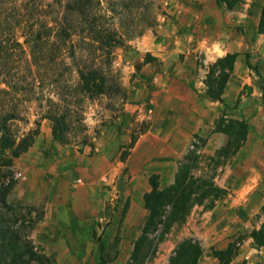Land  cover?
<instances>
[{
	"label": "rangeland",
	"instance_id": "obj_1",
	"mask_svg": "<svg viewBox=\"0 0 264 264\" xmlns=\"http://www.w3.org/2000/svg\"><path fill=\"white\" fill-rule=\"evenodd\" d=\"M101 1L105 7L107 0ZM157 1L161 9L157 11L155 25L147 28L141 37L114 50L112 75L122 90L94 99L84 94L77 96L75 105L82 114L78 121L83 122L76 123L67 144H60L54 140L53 124L47 118L51 102L60 100L57 64L61 56L51 44L55 38L51 37L49 44L40 43L39 51H43L38 52L42 59L40 66L34 65L31 46L26 43L32 28L43 37L47 35L43 26H53L52 21L57 19V0L5 3L0 0V34L6 40L0 61V119L6 113H18L17 118L6 126L9 137L16 141L12 150L1 148L0 133V190L5 187L3 196L15 205L20 203L13 202L15 186L19 182L17 173L29 168L56 166L57 149H61V154L68 159V166L76 165L75 158H71L74 155L90 158L104 154L110 157L111 163L116 160L127 162L130 150L152 124L149 98L136 100L134 93L143 87L159 88L154 77L171 72L177 66L176 63L160 62L151 53L138 48L139 40L145 36L154 34V40L165 39L156 33L165 16L172 17L174 11L192 8L173 35L175 40L192 45L204 42L194 53L196 64L191 80L199 94L203 128L191 137L182 156L164 169L163 174L151 173L148 177L150 184L151 176L158 175L163 190L174 184L182 162L190 166L194 162L190 174L193 194L186 219L175 221L168 228L165 225L148 228L149 212L145 200L141 196H131L120 202L121 199L115 196V193L119 194V188L100 180L111 194L101 218H87L81 227L82 248L74 252L69 242L57 239L56 259L53 241L34 240L35 249L42 252L50 264L55 261L56 264H173L176 251L184 241L196 243L201 248L198 264H219L213 252L225 250L231 242L237 243L239 255L230 264H264V246L258 245L253 237L254 232L264 228V32L259 31L264 0H240L238 8L224 13L217 5L215 10L205 6L213 0ZM229 54L238 57L233 70L226 69L230 76L220 101L214 99L219 94V60ZM186 55L181 54L182 62ZM72 76L73 82L78 80L76 74ZM136 78L140 82L136 83ZM15 85L22 90L15 91L12 88ZM2 90L9 94L5 95ZM115 134L118 139L108 141ZM27 137L34 138L33 144L15 157L13 151ZM207 147L208 152L204 153ZM112 171L110 167L108 176H112ZM118 171L117 175L122 179L130 175L126 166H120ZM242 173L253 178L254 187L249 206L242 210L244 217L240 218L238 210L231 209L230 205L233 190L242 181L243 177H238ZM75 180L89 190L95 185L90 179L85 178L83 183L77 177ZM133 202L138 207L134 217L130 216ZM21 205L23 209L18 212L27 220L31 219L35 210ZM141 205L146 216L142 214ZM169 212L170 206L165 214ZM32 230H28L29 238L36 231L42 236L48 235L41 227ZM137 245L139 249L133 262ZM67 248L73 251V256Z\"/></svg>",
	"mask_w": 264,
	"mask_h": 264
},
{
	"label": "trees",
	"instance_id": "obj_2",
	"mask_svg": "<svg viewBox=\"0 0 264 264\" xmlns=\"http://www.w3.org/2000/svg\"><path fill=\"white\" fill-rule=\"evenodd\" d=\"M1 1L5 3L16 0ZM239 2L240 0H217V5L223 12H227L238 8ZM57 7V19L51 23L53 26L49 24L43 26L47 35L43 37L32 28L26 43L31 46L34 65L40 66L42 59L38 57V52H43L39 51L40 43L49 44L50 38H55L51 44L57 48L61 56L57 64L59 72L57 92L60 100L57 103L51 102L47 118L53 124L54 140L60 144H67L68 136L76 123L83 122L81 119L78 121L82 114L75 105L77 96L84 94L94 99L122 90L113 80L114 50L127 41L141 37L147 28L153 27L157 11L161 7L157 0H107L105 7L101 0H57ZM1 24L0 9V29ZM259 31L264 32V8ZM5 44L6 40L0 34V61ZM237 57V54H229L219 60V94L215 95L214 99L222 101L221 94ZM227 68L230 72H226ZM73 74L78 77L74 82ZM12 88L17 92L22 90L16 85ZM1 92L9 94L7 90ZM17 116V112L6 113L0 119L1 148L4 150H12L15 147L16 141L9 137L6 126ZM33 142L32 137L25 138L18 149L13 151L14 156L22 155ZM193 166L194 162L191 166L182 162L174 184L163 190L160 189V177L151 176L152 191L144 197L145 208L149 212L148 228L159 225L168 228L171 223L186 219L193 194L190 176ZM4 188L2 186L0 190V264H50L49 259L39 253L28 240V230L34 226L32 218L27 220L25 215L18 212L19 209H23L21 203L17 205L8 203L2 193ZM169 206L170 212L166 215ZM253 237L258 245L264 246V228L254 232ZM136 249L132 256L133 262L136 260L139 245ZM201 255L202 250L196 243L184 241L176 251L173 264H198ZM238 255L239 247L236 242H231L225 250L213 252V256L219 259V264H230Z\"/></svg>",
	"mask_w": 264,
	"mask_h": 264
},
{
	"label": "crops",
	"instance_id": "obj_3",
	"mask_svg": "<svg viewBox=\"0 0 264 264\" xmlns=\"http://www.w3.org/2000/svg\"><path fill=\"white\" fill-rule=\"evenodd\" d=\"M210 2L205 6L215 10L217 0ZM221 11L224 13L222 9ZM190 12L192 8H187L185 11L182 9L178 13L174 11L171 13L172 17L165 16L162 25L156 28V33L164 36L165 39L154 40L153 34L143 37L138 42V48L143 52L151 53L160 62L176 63L177 66L171 72L154 77V82L160 86L159 88L152 90L143 87L134 93L136 100L149 98L152 105L149 118L152 124L130 150L126 163L119 160L111 163L110 157L103 156L104 154H95L90 158L74 155L71 158H75L76 165L68 166V159L61 154V149H57L56 166L29 168L23 172L27 179L19 181L15 186L13 202L31 206L35 210L32 217L33 230L41 227L48 234L42 236L41 232L36 231L33 236L28 237L35 247L34 240L38 242L44 238L53 241V254L57 259V239H59L69 242L71 249L77 252L82 248L79 232L81 227L87 218H101L111 194L109 188H104L100 180H104L105 184L116 185L115 189L119 188V194L115 193V196L121 199L120 202L128 200L131 196L132 198L141 196L144 199V196L152 191L149 175L163 174L164 169L173 165L174 160L182 156L191 142V137L203 128L199 115V94L191 80L196 64L194 53L204 42L198 41V45H192L186 41L175 40L176 36L173 35L179 29V23L185 21L184 16ZM182 53L187 54L184 62L180 59ZM135 82L138 83L140 80L136 78ZM117 137V134L110 136L108 141L115 142ZM104 150L105 148L103 152ZM203 152H208V147ZM120 166L129 168L128 178L122 179L117 175ZM110 167L113 169L112 176H108ZM240 176L243 178L233 190L230 208L237 209L238 217L241 218L244 217L242 210L249 206L254 186L251 176H245L243 173L238 177ZM75 177L79 178L80 183L86 178L95 185L89 190L82 184H77ZM136 207L133 202L130 216H135ZM141 209L143 216H146V210L142 205ZM248 215L250 216V213ZM67 249L73 256V251Z\"/></svg>",
	"mask_w": 264,
	"mask_h": 264
},
{
	"label": "built area",
	"instance_id": "obj_4",
	"mask_svg": "<svg viewBox=\"0 0 264 264\" xmlns=\"http://www.w3.org/2000/svg\"><path fill=\"white\" fill-rule=\"evenodd\" d=\"M16 179H17L18 181H23V180H26L27 177L24 175L23 172H19V173H17V175H16Z\"/></svg>",
	"mask_w": 264,
	"mask_h": 264
}]
</instances>
